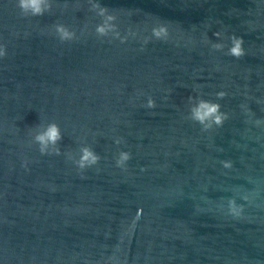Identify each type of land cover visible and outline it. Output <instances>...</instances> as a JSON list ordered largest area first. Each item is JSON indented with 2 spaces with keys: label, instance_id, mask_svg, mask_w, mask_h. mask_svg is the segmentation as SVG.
Segmentation results:
<instances>
[{
  "label": "clouds",
  "instance_id": "9594fccd",
  "mask_svg": "<svg viewBox=\"0 0 264 264\" xmlns=\"http://www.w3.org/2000/svg\"><path fill=\"white\" fill-rule=\"evenodd\" d=\"M16 7L20 10V14L23 16H40L43 15L44 12L48 11L51 7L50 3L47 0H17ZM94 7L100 8V6L94 5ZM107 13L106 8H100V15H105ZM108 20H113L115 17L108 15ZM56 33L58 38L63 41L71 40L74 37V33L70 32L65 26L57 24L55 26ZM96 31L104 35L106 34V29L103 25H98ZM215 35H217L215 33ZM152 36L156 39L165 40L168 38V30L165 25H159L157 27L152 28ZM231 47L229 48L228 54L240 58L244 55V50L242 48L243 40L240 37L232 36L230 37ZM219 47V46H217ZM5 50L3 46H0V57L5 56ZM225 96L224 92L217 93L218 98H222ZM154 102L149 99L147 107H154ZM193 119L204 124L206 121H210L211 124L221 125L223 120L226 118L225 114L220 112V105L216 103H212L209 101H200L198 105L192 109ZM211 124L208 126L210 127ZM60 131L56 124H50L47 129L38 134L35 137V140L40 145V153L46 154V149L49 144L55 145L56 142L60 139ZM57 155L59 154V150H57ZM100 157L96 155L91 149L84 147L81 149L80 160L77 162V166L80 169H84L87 166L94 165L98 162ZM130 159V154L127 152H121L119 154L118 159L116 160L117 167H123L125 162ZM225 167H230V163H225ZM241 207L237 206L234 200H229L228 212L233 217H239L241 214ZM139 215V210L137 214V218Z\"/></svg>",
  "mask_w": 264,
  "mask_h": 264
}]
</instances>
